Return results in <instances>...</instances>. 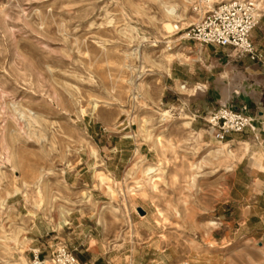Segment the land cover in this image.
<instances>
[{
    "label": "rangeland",
    "instance_id": "rangeland-1",
    "mask_svg": "<svg viewBox=\"0 0 264 264\" xmlns=\"http://www.w3.org/2000/svg\"><path fill=\"white\" fill-rule=\"evenodd\" d=\"M254 1L262 57L247 63L228 49H167L176 21L191 20L185 0H0V264L58 243L103 247L112 264L123 251L125 264H264ZM230 102L247 105L254 130L214 142L202 118Z\"/></svg>",
    "mask_w": 264,
    "mask_h": 264
},
{
    "label": "built area",
    "instance_id": "built-area-1",
    "mask_svg": "<svg viewBox=\"0 0 264 264\" xmlns=\"http://www.w3.org/2000/svg\"><path fill=\"white\" fill-rule=\"evenodd\" d=\"M185 3L191 20H183L184 26L180 25L181 21H176L172 27L176 37L166 42L168 50L172 44H192L200 49H228L238 59L260 61L261 51L253 42V31L258 24L254 0H185ZM251 118L247 105L230 102L207 111L202 120L215 140L223 142L232 135L252 131ZM77 249L58 243L46 256L32 254L28 264H81Z\"/></svg>",
    "mask_w": 264,
    "mask_h": 264
},
{
    "label": "crops",
    "instance_id": "crops-1",
    "mask_svg": "<svg viewBox=\"0 0 264 264\" xmlns=\"http://www.w3.org/2000/svg\"><path fill=\"white\" fill-rule=\"evenodd\" d=\"M244 62L249 63L250 61L247 59H244ZM247 69H248V67L245 68V70H247ZM173 76H178V75L173 73ZM259 118H263V116H259ZM239 166H240V164L238 163L236 165V167L232 170V172H233L232 177L233 178H236L237 173L240 172ZM256 176H257V180H259L258 175H256ZM248 184H251V179H250V182ZM234 185H235V182H232L230 191L232 189H234L233 188ZM251 207H253V206H251ZM77 257H78L79 262L81 264H112L111 259H110L111 252L108 250H105L103 247H101V248L98 247L97 253L89 252L88 249L80 250L77 252ZM116 258L119 259V262L117 264H125V262H124V258H125L124 251L121 252ZM131 264H133V263H131Z\"/></svg>",
    "mask_w": 264,
    "mask_h": 264
},
{
    "label": "bare ground",
    "instance_id": "bare-ground-1",
    "mask_svg": "<svg viewBox=\"0 0 264 264\" xmlns=\"http://www.w3.org/2000/svg\"><path fill=\"white\" fill-rule=\"evenodd\" d=\"M259 6V3H256V7H258ZM165 7V6H164ZM175 9L174 8H172V6L170 7H165V10H164V12H165V14L169 17V18H171V19H178V20H181L180 19V16L179 15H177L176 14V12L174 11ZM260 14H257V16H259ZM164 27H166V28H169V27H171V24L170 23H168V22H166V23H164ZM176 57L178 56L177 54L175 55ZM181 89H185V87L183 86V87H181ZM186 90H188V89H186ZM97 108H98V106L96 105V104H92V106H91V108L89 109V112H90V114H92V113H94L96 110H97ZM20 119V118H19ZM21 120V119H20ZM23 122H29V120L28 119H25V121H23ZM254 123H255V119L254 118H251V123H250V127H251V129H252V131L254 130ZM189 126V125H188ZM213 140H214V142H218V141H216L215 140V138L213 137ZM224 146V149H223V147H222V149H223V151L225 152V154H226V156H228V157H232L233 156V154H232V151L229 149V147H230V145H228L227 143H225V145H223ZM221 148H218V149H216L215 150V154L217 155V156H220L221 155V150H222ZM92 154V153H91ZM214 158V157H213ZM216 159V158H215ZM226 169H229V167H226ZM156 171V169H154V168H151V167H147L146 169H145V171H144V175H146V176H149V175H151L152 173H154ZM149 179H151V176L149 177ZM99 180L100 181H102V178L101 177H99ZM152 180V179H151ZM65 214H67L66 212H65ZM61 217L63 218L62 219V222L64 221V213H62L61 214Z\"/></svg>",
    "mask_w": 264,
    "mask_h": 264
},
{
    "label": "water",
    "instance_id": "water-1",
    "mask_svg": "<svg viewBox=\"0 0 264 264\" xmlns=\"http://www.w3.org/2000/svg\"><path fill=\"white\" fill-rule=\"evenodd\" d=\"M137 211H138L139 214H141V215H143V213H144L141 209H138Z\"/></svg>",
    "mask_w": 264,
    "mask_h": 264
}]
</instances>
